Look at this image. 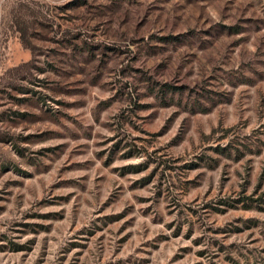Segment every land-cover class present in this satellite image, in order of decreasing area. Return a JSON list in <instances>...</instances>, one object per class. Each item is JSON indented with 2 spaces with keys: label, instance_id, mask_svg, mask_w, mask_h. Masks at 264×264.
Returning <instances> with one entry per match:
<instances>
[{
  "label": "rangeland",
  "instance_id": "obj_1",
  "mask_svg": "<svg viewBox=\"0 0 264 264\" xmlns=\"http://www.w3.org/2000/svg\"><path fill=\"white\" fill-rule=\"evenodd\" d=\"M0 264H264V0H0Z\"/></svg>",
  "mask_w": 264,
  "mask_h": 264
},
{
  "label": "trees",
  "instance_id": "obj_2",
  "mask_svg": "<svg viewBox=\"0 0 264 264\" xmlns=\"http://www.w3.org/2000/svg\"><path fill=\"white\" fill-rule=\"evenodd\" d=\"M20 39L25 46L32 47L29 39L26 36L25 30L20 27Z\"/></svg>",
  "mask_w": 264,
  "mask_h": 264
}]
</instances>
